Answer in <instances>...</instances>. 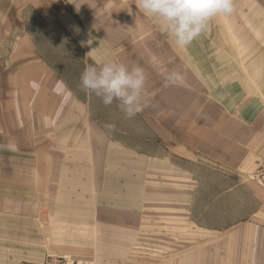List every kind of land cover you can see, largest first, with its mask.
I'll use <instances>...</instances> for the list:
<instances>
[{
  "label": "crops",
  "instance_id": "0c3cea01",
  "mask_svg": "<svg viewBox=\"0 0 264 264\" xmlns=\"http://www.w3.org/2000/svg\"><path fill=\"white\" fill-rule=\"evenodd\" d=\"M14 3L18 10V3ZM235 4L236 12L231 17H224L220 27H210L206 35L200 36L187 48L176 46L174 38L162 39L160 35H145L141 42L134 38L130 40L132 47L122 49L114 41L109 44L97 31L93 38L92 35L90 37L85 34V30H79L80 43L82 40L92 39V44L86 46L87 52L98 49L91 54L95 65L111 59L129 67H149L144 70L151 74L147 79L152 82L146 84V88L151 91L150 102L160 104V112L155 113L159 117L150 113L149 117L162 121L158 136L174 146L175 160L167 158L166 161L157 162L153 154L149 155V160L148 156L144 160L145 172L149 171L147 174L151 185L161 183L175 185L176 188L175 193L170 192L169 196L172 195V198L165 199L168 200L166 202L174 201L175 209L171 210L174 212H160V216L175 218V222L173 219L162 220L157 232L159 237L152 232L153 236H149V239L144 235L142 241L134 242V249L139 247L136 245L139 243L143 244L141 247L144 249H160L157 259L145 264H223L217 258L222 256L220 252L223 253L225 247L219 246L217 252L215 239L217 236L230 234L232 229L233 170H237L238 176L249 171L258 155L264 154V12L260 11H264V1L235 0ZM7 17V32L0 33V69L5 74L3 82V74L0 73V192L9 196V191H18L11 186H22V169L24 159L27 160L25 153L37 154L31 159L32 168L37 170L38 175L36 181L30 182L34 186L33 190L36 184L55 185L59 179L44 176L45 164L38 155L46 150L45 147H50L42 144L43 137L46 138L47 135V142L50 143V137L57 136L56 124L51 135L39 132L41 128H45L40 126V105L49 106L50 89L56 86V76L35 54L31 37L23 30L13 32V15ZM67 26L72 28L70 24ZM74 34L77 35L75 32ZM173 72L182 76V83H173L167 79ZM157 79L160 80V85H165V89L154 93V82ZM249 120L250 127L247 123ZM34 121L37 123L35 131ZM62 126L58 125V132L63 130ZM9 144L15 145V148L8 150L3 147ZM103 148L102 143L94 171L96 192L99 186H104ZM157 163L159 168L156 167ZM165 167L169 170L168 176L159 175L160 179L156 181L158 175H155V169L163 170ZM118 173L119 176L125 174ZM66 175V172L61 174L63 180L60 190L63 197L59 199L63 202L64 208L61 209L66 210L64 216L72 217L79 210L64 202L71 201L69 199L79 200V197L73 199V196H65L74 195L84 183L83 178L78 175L65 179ZM129 178H126L128 186L124 187L122 184L123 188L129 189ZM111 184L114 182L111 181ZM119 185L111 189L115 196L102 195L95 199L116 201ZM215 185L222 186L218 196L215 194ZM242 186L239 190L242 193L247 191L246 201L252 203L254 210L242 212L247 221L240 225L243 233L240 236L241 246L245 248L246 245L248 248L250 240L254 238V264H264V191L250 182ZM164 196V193L160 197L147 194L145 201H162ZM83 214L89 222H83L84 227L79 228V233L87 237L93 232L97 233L96 240L101 238L97 241V247L103 255L100 260L108 264H136L132 263L131 258L126 263L120 261L119 254L123 252L118 249H124L125 244L120 241L108 244L112 238L119 237L118 232L127 222L121 220L120 216L135 219L143 215L147 219L152 218V210L146 211V206L141 212L101 207ZM92 217L96 218L94 229ZM184 218L192 233L197 234L196 237L192 236L190 241L183 242L165 240L167 234L176 238L178 234H182L184 223L180 222H184ZM133 219L129 223L135 229L136 222L133 224ZM70 221L64 217L60 219L61 228L52 232L48 230V236L44 239V230L38 220L0 216V264L44 261L50 254V243L47 240L57 243H52L55 249L66 247L60 244L62 235L58 232L66 234L65 232L78 225H72ZM248 233H254V237H248ZM249 261L251 260L246 258L241 264H252ZM226 262L230 263L229 257Z\"/></svg>",
  "mask_w": 264,
  "mask_h": 264
},
{
  "label": "rangeland",
  "instance_id": "374dc122",
  "mask_svg": "<svg viewBox=\"0 0 264 264\" xmlns=\"http://www.w3.org/2000/svg\"><path fill=\"white\" fill-rule=\"evenodd\" d=\"M14 2L18 3V10ZM135 3L136 0H0V33L7 32V16L13 15V32L23 30L25 34L31 37V42L35 46V54L42 59V63L49 66L56 76V86L50 89L49 106L40 105V126L45 128H41L39 132L42 135H51L53 126L56 124L57 136L55 138L50 137V143L47 142V135L46 138L43 137L42 144L50 145V147H45L46 150L38 155L45 164L44 176L53 177L54 179L58 177L59 179V182L55 185L36 184L35 190H33L34 186L30 182L36 181L38 175L36 174L37 170L32 168L33 162L31 159H34L37 154L25 153L24 156H27V160L24 159V168L22 169L24 171L22 186H11L17 188L18 191H9V196L0 192V216L38 220L41 229L44 230V239L48 236V230L52 232L61 228L60 219H63V217L69 218L72 225L78 224L71 231L65 232L66 234L58 232L62 235L59 240L60 244L66 246L65 248L55 249L52 247V243H55V241L47 240L50 243L48 247L49 255L71 256L76 261L84 264H102V262L108 264L100 260L103 255L97 247V241L101 239L98 237L96 240L97 233L90 232L87 237H83L84 235L82 236L81 232L79 233V228L84 227L83 222L85 220L89 222L83 213L86 211L91 212V210L95 211L101 207L118 210L131 209L141 212L146 206V211L152 210V218L145 219L143 215L141 218L137 215L138 217H135V219L133 217L125 219L120 216L121 220H127V222L123 224V228L118 232L119 237L112 238L111 243L108 244L111 245L118 241L125 244L124 249H118V251L123 252L119 254L120 261L126 263L131 258L132 263L145 264L151 260L155 261L160 249L158 247L144 249L141 247L143 244L140 243L136 244L139 247L134 249V242L142 241L144 235H146V239H149V236H153L152 232L159 237L157 232L160 230V224L163 223L161 221L175 219L169 216H166L169 218L160 216V212L163 214L174 212L171 211L175 209L174 201L166 202L168 200L165 199L172 198V195H169L170 192L175 193V185L161 183L151 185L149 174H147L149 171L145 172L144 168L145 156H148L149 160L151 154L157 162L166 161L167 158L170 160L176 158V154L173 152L174 146L167 144L166 139L158 136L162 121L150 119L149 117V113L152 116L159 117L155 113L160 112L159 102L152 104L150 102V88H146L147 95L143 99L145 105L143 111L134 118L129 119L118 107V102L114 101L111 106L106 107L99 97L94 93L82 90L81 87V76L85 68L94 66L95 61L92 56L87 55V47L81 46L78 38L79 32L76 31L77 28L85 30V34L89 35L91 33L93 38L99 32V35L104 37L105 41L108 40L109 44L114 41V44L122 49L132 47L130 40L134 38L141 42L145 35H160L162 39L165 37L167 39L172 38L166 31L162 30L159 23L145 16L142 11L139 12ZM260 11L264 12L262 9ZM223 18L214 19L210 23V27L212 29L220 27ZM67 24H70L72 28H68ZM204 34L206 35L207 32ZM141 67L146 70L149 69V67L144 68L143 65ZM146 70L147 78H149L151 74ZM0 73L3 74L2 80L4 82L5 74L1 69ZM150 81L151 79H147V84L152 82ZM159 81L157 79L154 82L156 89L153 90L154 93L165 89V85H160ZM247 123L250 127L251 121L249 120ZM33 124V130L35 131V128H37L36 121ZM58 125L62 126L63 129L59 131L60 133L57 130ZM151 135L152 138H150ZM43 139L41 138V140ZM102 143L104 144V186H99L100 188L98 187L96 192L94 171L97 166L98 151ZM158 164H156V167L159 168ZM263 164L264 154L258 155L256 162L249 171L240 173L238 176L236 174L237 170H233L232 179L235 181H232V229L230 234H222L224 236H217L215 239L217 252L219 246L225 247L222 250L223 253L220 252L222 256L217 258L218 262L227 263L229 257L230 263L227 264H241L242 261L245 262V259L248 258V260H251L249 262L254 264V238L250 240L248 248L245 245L246 239H244L245 248H243V245L241 246L242 240L240 238L243 234L240 225L247 221V217H243L242 212H250L254 209L252 203L249 200L246 201L248 197H245V193L247 191L242 193L240 188L243 187V184L249 182L253 186L261 188L252 177L257 174ZM162 169H155L157 173L155 175H158L156 181L160 179L161 175L163 177L168 176V169L166 167ZM63 172L67 174L64 177L65 179L75 178L77 175L83 178L81 180L84 184L81 185V189L75 190L74 195L65 196L67 198L73 196V199L79 197V200L69 199L71 201L64 202L71 208L73 206L76 210H79V212L75 211V215L72 217H65L66 210L61 209V207L64 208L62 199H59L63 197L60 190V183L63 180L61 174ZM118 172H124L125 174L119 176ZM33 175H36V177ZM127 177H130L129 189L122 187V184L124 187L128 186ZM117 179L121 181H117ZM111 181L114 182L113 185ZM238 182H240L239 185ZM117 183L120 185L118 186L119 193H117L116 201L95 199V197L102 195L115 196L111 189L116 188ZM215 188V194L218 196L222 191V186L215 185ZM163 193L165 198L162 201H159V199L145 201L147 194L160 197ZM252 193H254V190ZM240 196L242 199H240ZM86 208L89 209L86 210ZM155 214L157 215L155 216ZM92 219L94 229L96 218L92 217ZM130 219H133V224L136 222L135 229L130 226ZM186 220L184 218V222H180L184 223L182 234H178L177 238L167 234L168 236L164 239L183 242L190 241L192 236L196 237L197 234L192 233L191 227L186 224ZM144 226H147L146 229H144ZM167 228L170 229L171 227ZM245 236L246 233H244V238ZM249 236L254 237V233H248ZM132 248L134 250H131ZM103 251L112 252V250Z\"/></svg>",
  "mask_w": 264,
  "mask_h": 264
},
{
  "label": "clouds",
  "instance_id": "9594fccd",
  "mask_svg": "<svg viewBox=\"0 0 264 264\" xmlns=\"http://www.w3.org/2000/svg\"><path fill=\"white\" fill-rule=\"evenodd\" d=\"M135 5L139 12L158 22L180 48L189 47L207 32L214 19L231 17L236 12L235 0H136ZM91 44L92 39L81 41L82 47ZM97 50L94 48L87 55L91 56ZM167 79L173 83L183 81L177 72L171 73ZM146 84L147 74L141 66L129 67L111 59L87 66L81 76L82 90L94 93L106 107L118 102V107L129 119L145 107ZM3 147L13 150L15 145Z\"/></svg>",
  "mask_w": 264,
  "mask_h": 264
},
{
  "label": "built area",
  "instance_id": "2783aa9c",
  "mask_svg": "<svg viewBox=\"0 0 264 264\" xmlns=\"http://www.w3.org/2000/svg\"><path fill=\"white\" fill-rule=\"evenodd\" d=\"M253 180L264 190V164L259 168L257 174L252 177ZM23 264H84L76 261L71 256L64 255H48L44 261L39 263H23Z\"/></svg>",
  "mask_w": 264,
  "mask_h": 264
}]
</instances>
